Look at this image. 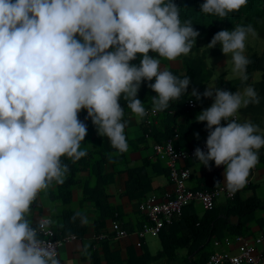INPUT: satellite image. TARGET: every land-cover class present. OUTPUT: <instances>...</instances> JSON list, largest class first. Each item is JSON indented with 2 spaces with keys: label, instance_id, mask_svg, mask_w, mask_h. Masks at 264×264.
I'll return each mask as SVG.
<instances>
[{
  "label": "clouds",
  "instance_id": "1",
  "mask_svg": "<svg viewBox=\"0 0 264 264\" xmlns=\"http://www.w3.org/2000/svg\"><path fill=\"white\" fill-rule=\"evenodd\" d=\"M247 3L203 0L200 12L223 20ZM180 9L174 0H0V264H62L55 243L43 237L63 223L52 218L51 205L36 219L31 206L43 205L49 189L65 182L69 167L62 157L75 163L86 155L82 110L123 152L129 121L121 99L129 119L142 121L149 115L138 98L142 84L155 92L151 115L189 92L188 76L161 67L187 56L200 35L191 19L181 20ZM255 34L251 24H238L217 31L208 44L231 57L242 91L207 86L190 92L197 101L213 100L195 117L206 122L208 135L206 150L196 147L193 155L209 170L210 162L224 166L229 193L246 186L264 148L259 126L237 119L240 109L260 103L247 84L246 41ZM138 54L139 62L131 63ZM78 218L89 222L80 211L71 221Z\"/></svg>",
  "mask_w": 264,
  "mask_h": 264
},
{
  "label": "trees",
  "instance_id": "2",
  "mask_svg": "<svg viewBox=\"0 0 264 264\" xmlns=\"http://www.w3.org/2000/svg\"><path fill=\"white\" fill-rule=\"evenodd\" d=\"M174 2L181 7V20L191 19L194 29L200 35L197 37L196 44L191 52L187 56H181L182 68L169 67L174 75L181 78L183 76L190 78L189 92L184 93L179 100L170 102L166 110L158 112L157 115L162 114L165 116L163 118L164 127L161 125L158 127L152 121L148 122L146 120L145 123V131L148 135L166 139L176 135L174 128L177 125L175 123L177 113L185 105H188L189 100L192 99L190 96L192 88H196L203 93L206 85L214 77L216 69L209 60L221 58L224 55L219 45L209 48L208 44L213 35L220 30H232L238 24H251L255 32H259L264 37V0H248L246 6L223 20L201 13L200 4L203 0H174ZM153 55L155 54L153 53ZM248 58L251 62L247 66L249 76L247 84L255 88L260 97V103L250 104L247 108H242L241 112L243 115L250 117L256 125L263 121L261 127L264 128V51L261 54L253 52ZM138 62L139 54L137 59L131 63ZM162 62L168 63V61ZM257 71L261 72V79L255 81L254 73ZM152 82H154V79ZM216 82L217 88H225L232 92L243 89V85L238 78L226 79L224 75H221ZM153 95H155V92L148 88L146 83L138 92V98L147 109H151V96ZM119 103L124 107L126 119L130 109L127 108L122 99ZM78 115L88 126L85 140L80 144L81 150H85L86 155L75 163L65 157L61 158L68 165L69 172L65 182L61 185H55L51 188V192L54 197L67 202L72 197L76 183L80 181L79 174L81 171H90L88 180L84 184V200L97 206L99 213L95 221V227L97 231H101L106 226L107 219L114 217V212L110 209L107 194L104 191V186L109 180L107 174L104 173V166L109 162H117L127 158L128 149L121 152L113 148L106 136L103 137L97 133L91 119L85 120L86 111L82 110ZM95 134L103 139L102 148L99 145H94L92 140ZM126 141L128 143L127 138ZM90 145L93 148H90ZM263 150L264 148H261L259 153L262 162H264ZM145 179L144 165L129 171L128 184L131 194H136L140 198L143 196L147 189ZM262 207L260 199L254 196L243 198L240 190L232 199L228 198L224 202H217L216 200L214 207L209 210L203 209L202 214L198 212L194 204H190L184 208L180 217L175 218L171 224L164 225L158 232L161 239V250L156 254L144 251L140 256L129 258L126 264H205L213 253L225 250L222 246L226 245V238H234L239 234L250 235L254 233L252 228L257 219H259L260 225H264V217L257 218L256 216V211ZM74 214V212H66L64 221H60L64 225L62 235H65V231H71L78 235L86 231L87 225H82L79 218L74 223L71 221ZM234 217L237 218L236 221L233 220ZM216 242H219V245ZM219 248L222 249L219 250ZM180 249H186V255H182L179 252ZM221 264L230 263L226 260Z\"/></svg>",
  "mask_w": 264,
  "mask_h": 264
},
{
  "label": "crops",
  "instance_id": "3",
  "mask_svg": "<svg viewBox=\"0 0 264 264\" xmlns=\"http://www.w3.org/2000/svg\"><path fill=\"white\" fill-rule=\"evenodd\" d=\"M182 57L178 58L176 62H162L161 67L167 64L168 67L180 69L182 68ZM144 84L141 85L140 89L143 88ZM195 101V107L185 105V107L177 113L175 123L176 135L173 136L175 146L177 148H188L192 145L205 143L207 138V131L205 129L206 122H197L195 117L207 108L206 98L202 101H197L195 97H192ZM213 102V100L211 101ZM209 107V106H208ZM130 113V112H129ZM128 113V114H129ZM127 114L126 120L128 124L125 128L126 138L128 139L127 158L117 162H109L104 166V173L107 174L108 183L104 186V191L107 194V201L110 209L114 212V217L107 219L106 226L101 230L97 231L95 227V221L98 217L99 210L94 203L87 202L84 200V184L88 180L90 171H81L79 174L80 181L76 183L75 188L72 192V197L67 202L54 197V194L49 189L44 204L41 205L39 201L31 206L33 218H39V216L48 214L46 207L51 205L52 218L57 221H64L66 212H83L88 218V224L86 231L78 235L71 231H65V235H75V239L67 241L59 252V257L63 264H126L129 258L132 256H140L144 251L150 252V244L146 243L145 236L139 237L138 231L142 228L143 224L148 221L147 215L140 210V202L151 194L162 196L166 192H174V183L170 178L168 172L167 160L168 157L165 155L157 154L153 149V143L155 141H165L166 138L155 137L148 135L145 131L146 120L152 121L157 124L158 127L161 125L164 127V115H148L142 121H137L134 118L129 119ZM237 119L240 121V117L237 113ZM251 121L250 117L243 116V121ZM254 123V122H252ZM222 124L226 125V122L222 121ZM256 124V123H254ZM263 121L259 122V128L261 132H264V128L261 127ZM196 133H199V138L196 137ZM94 145L103 147V139L95 134L93 137ZM92 147L91 145L89 146ZM93 148V147H92ZM97 148V147H96ZM264 153V150H263ZM211 169L200 165L199 161L195 159H189L185 162H181L182 166L189 167L191 175L187 179V187L193 190H201L204 188L211 189L216 187V182L219 181L221 184L224 182V166L216 167L214 162H210ZM144 165L145 174V185H147L146 192L140 198L136 194L133 195L130 192L128 184L129 171L131 169ZM96 181V179H95ZM94 181V182H95ZM93 182V181H92ZM216 185V186H215ZM220 185V184H219ZM264 186V162L260 160L257 167L250 171L247 184L240 190L241 197H257L262 203L264 210V197L258 196L256 188ZM248 188V191H245ZM132 189V188H131ZM247 192V193H246ZM222 198V199H220ZM225 196H218L217 202H224ZM203 205L200 202L192 203ZM204 209V207H203ZM204 211V210H203ZM200 212V214L203 213ZM116 219L121 223V226L128 231V235L124 237H117L115 232L111 228L112 221ZM236 217L233 218L236 221ZM259 219L253 224L252 231L249 236L259 234L261 228L264 225H260ZM56 232L62 236L63 229ZM99 234H104L105 237L97 238ZM139 242L141 244H139ZM225 250H229L230 247L224 245ZM223 247V246H222ZM222 248H219V250ZM236 251V247L232 250Z\"/></svg>",
  "mask_w": 264,
  "mask_h": 264
},
{
  "label": "built area",
  "instance_id": "4",
  "mask_svg": "<svg viewBox=\"0 0 264 264\" xmlns=\"http://www.w3.org/2000/svg\"><path fill=\"white\" fill-rule=\"evenodd\" d=\"M195 105V101L190 99L188 106L195 107ZM149 114L151 115L150 109ZM196 147L206 150L205 143L195 144L188 148H177L173 138H168L165 141H155L153 143V149L157 154L168 157L167 165L169 174L175 187L174 192H166L162 196L151 194L140 202V210L147 215L148 219L138 231L140 238L151 231L159 232L164 225L171 224L175 218L180 217L184 208L194 202H200L204 209L209 210L214 207L218 196L223 195L229 199L235 197L238 191L229 193L224 189L223 184L211 189L204 188L201 190H193L187 187L186 181L191 175V170L188 166H182L181 162L195 159L193 153ZM259 163L260 158L258 164ZM257 165L253 169H255ZM111 228L117 237L128 235V231L124 229L121 223L116 219L112 221ZM103 237H105L104 234H99L97 236V238ZM75 238L76 236L71 234L60 236L55 229H53L50 235L43 237V239L55 243L58 256L60 248L67 241ZM139 244L141 243L139 242ZM216 244L219 245V242H216ZM225 244L229 246L230 249L213 253L205 264H221L226 260L230 264H264V247L263 249L258 247V245H264V227L261 228L259 234L252 237L239 234L234 238H226ZM235 247L236 251H232Z\"/></svg>",
  "mask_w": 264,
  "mask_h": 264
},
{
  "label": "rangeland",
  "instance_id": "5",
  "mask_svg": "<svg viewBox=\"0 0 264 264\" xmlns=\"http://www.w3.org/2000/svg\"><path fill=\"white\" fill-rule=\"evenodd\" d=\"M256 34L253 35H249L247 41H246V51H245V55H247V57H249L253 52H258L259 54H261L264 51V37L261 36V34L259 32H255ZM209 62L213 64V66L215 67L216 71L214 73V77L212 78L211 82H209L206 87H216L217 88V78H219V76L224 75L226 77V79H233V78H237L233 75L231 68H232V62H231V57L230 56H225L223 55V57L221 58H212V60L210 59ZM261 79V72L257 71L254 73V80H260ZM242 91V90H241ZM212 99L211 98H206V105H203L204 107H208L212 104ZM238 115L240 117V122L243 121V114L241 112V109L238 111ZM248 191V188H245ZM256 192L258 196H263L264 197V186L258 187L256 188ZM247 193V192H246ZM222 199V198H220ZM197 206L196 209L198 210V212H202L203 211V207L200 204H196ZM256 216L257 218H263L264 217V210H257L256 211ZM256 222V221H255ZM145 240L147 244H150L151 246V252L153 254H156L159 250H161L162 245H161V239L160 236L158 234V232L156 231H151L145 234ZM258 247L260 249H263L264 245H258ZM222 248H225V246H223ZM227 249V248H225ZM179 252L182 255H186L187 250L186 249H180Z\"/></svg>",
  "mask_w": 264,
  "mask_h": 264
}]
</instances>
